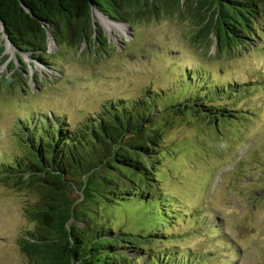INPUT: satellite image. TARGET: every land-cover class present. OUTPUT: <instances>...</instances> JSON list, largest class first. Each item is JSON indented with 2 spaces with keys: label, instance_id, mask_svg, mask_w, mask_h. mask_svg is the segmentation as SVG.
Returning a JSON list of instances; mask_svg holds the SVG:
<instances>
[{
  "label": "rangeland",
  "instance_id": "374dc122",
  "mask_svg": "<svg viewBox=\"0 0 264 264\" xmlns=\"http://www.w3.org/2000/svg\"><path fill=\"white\" fill-rule=\"evenodd\" d=\"M182 2L179 12L139 13L133 27L97 9L91 42L62 47L50 36L47 62L56 70L18 50L2 27L0 162L17 150L15 135L27 117L37 121L55 113L76 125L110 101L148 96L159 109L197 97L230 108L237 118L225 117L217 126L190 110L171 111L157 168L161 182L150 192L157 203L145 207L152 213L133 196L107 210L79 204L77 215L85 218L73 223L92 237L105 224L142 226L141 234L155 241L139 249L137 264H181L184 258L194 264H264V32L233 56L219 53L214 34L201 35L197 9ZM21 77L29 78L25 90ZM156 119L165 118L160 113ZM20 189L0 178V264L34 263L21 243L36 228L25 212L36 198ZM160 209L172 220L167 226L144 216L156 221Z\"/></svg>",
  "mask_w": 264,
  "mask_h": 264
},
{
  "label": "trees",
  "instance_id": "16d2710c",
  "mask_svg": "<svg viewBox=\"0 0 264 264\" xmlns=\"http://www.w3.org/2000/svg\"><path fill=\"white\" fill-rule=\"evenodd\" d=\"M189 2L197 9L198 22L204 24L201 30L205 34L201 35L214 34L219 53L241 52L264 32L260 25L264 21V0ZM183 4L182 0H0V26L18 50L31 52L32 59L56 70L47 62L50 36L62 47L91 42L96 36L94 10L106 11L116 21L121 19L132 26L141 12H179ZM106 40L98 42L104 45ZM12 69L17 71L15 65ZM26 78L18 81L23 90L29 82ZM9 83L16 85L14 79ZM180 103L159 109L148 96L143 101H110L76 125L55 113L44 118L40 115L37 121L33 117L20 121L15 135L17 150L0 162V178L36 198L25 208L36 228L21 243L33 264H137L142 259L136 256L139 249L147 250L145 245L155 239L152 234L148 238L141 234L145 233L141 232V221L134 229L125 221L114 226L109 219V226L105 224L94 237L73 221L83 222L85 216L78 217L77 208L87 202L104 205L107 210L136 196L145 210L147 202L156 205L150 192L161 182L157 168L163 160L160 147L171 111L190 110L216 126L225 117L237 118L230 108L217 107L200 97ZM160 113L163 121L156 119ZM162 210L168 214V209ZM164 211L160 209V215H154L156 221L146 213H152L150 209L144 216L167 226L172 220ZM153 258L159 257L151 255ZM171 260L175 262L172 254ZM180 263L194 264L187 258Z\"/></svg>",
  "mask_w": 264,
  "mask_h": 264
},
{
  "label": "bare ground",
  "instance_id": "6f19581e",
  "mask_svg": "<svg viewBox=\"0 0 264 264\" xmlns=\"http://www.w3.org/2000/svg\"><path fill=\"white\" fill-rule=\"evenodd\" d=\"M96 10H94V12H95ZM2 28V25L0 26V29Z\"/></svg>",
  "mask_w": 264,
  "mask_h": 264
},
{
  "label": "water",
  "instance_id": "95a60500",
  "mask_svg": "<svg viewBox=\"0 0 264 264\" xmlns=\"http://www.w3.org/2000/svg\"><path fill=\"white\" fill-rule=\"evenodd\" d=\"M128 23V22H127ZM3 27V26H2Z\"/></svg>",
  "mask_w": 264,
  "mask_h": 264
}]
</instances>
